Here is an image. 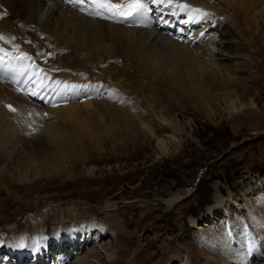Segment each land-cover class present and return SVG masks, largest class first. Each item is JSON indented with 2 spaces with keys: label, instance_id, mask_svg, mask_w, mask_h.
I'll use <instances>...</instances> for the list:
<instances>
[{
  "label": "bare ground",
  "instance_id": "6f19581e",
  "mask_svg": "<svg viewBox=\"0 0 264 264\" xmlns=\"http://www.w3.org/2000/svg\"><path fill=\"white\" fill-rule=\"evenodd\" d=\"M39 1L0 0V48L7 53H0V72L11 76L6 80L0 76V191L7 198L14 192L28 209L36 211L42 184L47 189L55 187L56 179L67 175L66 165L96 148L110 129L130 130L129 113L142 123L143 115L155 107L153 95L195 94L200 110L210 114H216L222 103L232 123L251 125L254 135L264 133V107L257 108L260 99L247 88V82H263L264 86V0H189L192 7L208 8V20L213 24L197 44L193 41L206 29L205 25H199L191 39L174 41L154 32L148 16L157 10L160 0L150 7L152 0H147L150 10L127 19L102 18L89 14L88 8L83 15L65 0H49L57 8L44 11L45 4L39 5ZM130 2L113 0L125 5ZM214 33L219 34L221 43L216 48L220 53L217 55L232 59L228 65L224 60L210 61L216 58L211 51ZM226 51L229 55L223 57ZM24 53L32 57L31 61L20 59L22 66L29 65L27 71L12 62ZM241 53L243 57H239ZM31 63L43 71L34 72ZM213 67L216 72L212 73ZM39 77L43 78L42 83L37 80ZM134 89L137 91L131 93ZM166 103L171 105L172 101ZM158 120L173 131L181 130L172 119L161 116ZM142 130L152 133L148 127ZM156 143L160 153L168 152L163 139ZM212 188L217 191V183ZM245 191L243 195L253 192L251 187ZM165 198L166 195H155L173 211L180 207L177 197L173 201ZM256 209L252 217L255 225L245 221L249 232L241 227L228 228L224 233L212 230L206 233L207 247L191 253L183 264H264V198ZM216 211L214 204L201 218L189 220L193 224L210 221ZM31 212L24 224L6 229L2 239L7 245L0 248V264L25 263L27 255L18 258L21 243L31 253L38 252L36 264H47L51 257L54 264H63V257L73 251L72 246L81 245L76 238L79 229L110 231L115 241H132L133 235L119 223L117 215L105 214L103 220H98L84 212L78 220V211H53L54 225L49 237H45L46 215ZM249 235L252 246L247 253L245 239ZM169 245L158 246L162 258L156 264H171L180 258L177 252L170 251ZM53 248L62 255L50 256ZM46 249V259H41L40 254ZM127 253L114 261L118 264L122 258L126 264L133 263L137 254L128 260L131 255ZM114 256L109 253L107 258ZM77 263L85 264L80 260Z\"/></svg>",
  "mask_w": 264,
  "mask_h": 264
},
{
  "label": "rangeland",
  "instance_id": "374dc122",
  "mask_svg": "<svg viewBox=\"0 0 264 264\" xmlns=\"http://www.w3.org/2000/svg\"><path fill=\"white\" fill-rule=\"evenodd\" d=\"M175 1L191 4L189 0ZM40 3L45 4L44 11L57 8L54 1L40 0ZM159 4L163 5L162 0ZM197 8L204 11L201 21L207 23L210 10ZM219 37L218 33H214L211 51L216 58H211V63L225 59L217 55L220 54L217 51L218 44H221ZM228 53H223V57ZM241 54L239 57H243L244 53ZM230 61L232 59L224 60V64L228 65ZM215 70L216 67H213L212 73ZM262 84L250 85L247 82L249 92L252 91L260 99L258 109L264 107ZM136 91L134 89L131 93ZM145 96L147 98V94ZM152 97L158 105L155 103L153 110L143 115L142 123L129 113L130 130L110 129L101 137L96 148L66 165V168L69 167L67 175L56 179L55 187L47 189L42 184L36 211L28 209L14 192H10L7 198L0 191V235L6 229L24 224L30 211L46 215L45 237H49L50 228L54 225L53 211H78L77 219L82 218L80 214L84 212L98 220H103L105 214L117 215L119 223L133 235L131 242L115 241L110 231L101 233L98 229H79L76 238L81 245L77 248L72 246L73 251L64 256L68 258L63 257L65 264H78L79 260L85 264H117L114 259L126 257L128 251L131 255L128 260L137 254L131 264H156L162 258L158 250L161 243H170V251L180 256L171 264H183L191 253L196 254L198 249L207 247L206 233H224L228 228L244 229L247 227L245 221L255 225L252 217L264 198V133L254 135L251 125L243 123L237 126L232 123L222 103L216 114L200 110L195 94L176 92ZM168 100L172 101L171 105H167ZM161 116L176 121L181 130L173 131L162 125L158 120ZM145 127L150 128L152 133H144L142 129L145 130ZM159 139L165 141L168 152L160 153L156 145ZM214 183H217V191L212 188ZM248 187L252 188V194L243 195ZM155 195H166L165 199L169 201L177 197L180 207L173 211L165 201L155 199ZM259 196L261 198L258 199ZM214 204L217 211L210 221L191 222L201 218V214ZM20 211L23 215L19 214ZM8 221L13 222L6 224ZM6 245L3 240L1 248ZM122 247L124 250H120ZM47 252L48 249L43 250V256ZM51 253L50 256L62 255L57 248L51 249ZM109 253L115 254L111 260L107 258ZM47 261V264H54V257ZM123 261L121 258L118 264H126Z\"/></svg>",
  "mask_w": 264,
  "mask_h": 264
},
{
  "label": "snow or ice",
  "instance_id": "6c2138e0",
  "mask_svg": "<svg viewBox=\"0 0 264 264\" xmlns=\"http://www.w3.org/2000/svg\"><path fill=\"white\" fill-rule=\"evenodd\" d=\"M66 2L79 3L80 5H84L85 0H66ZM153 2H158V0H153ZM165 2H170V0H165ZM88 5L89 14H95L97 16H101L102 18H110L112 16H123L125 19H127L128 16L143 15L149 10L147 8V0H131V2L127 5L113 3V0H88ZM80 10L85 11L86 9L85 7L81 6ZM201 35H203V33ZM0 40H3V36H0ZM0 53H4V49L0 48ZM4 54L7 55V53ZM37 55L41 54L37 53ZM21 59H28L29 61H31L32 57L29 54L24 53ZM33 70L34 72L43 71L42 69H39V67L36 65H33ZM18 246L23 247L24 245L23 243H21Z\"/></svg>",
  "mask_w": 264,
  "mask_h": 264
}]
</instances>
